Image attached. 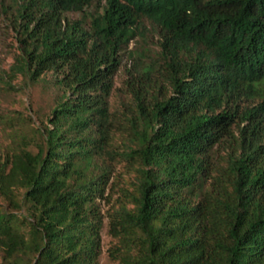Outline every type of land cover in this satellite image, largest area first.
<instances>
[{
	"label": "trees",
	"instance_id": "obj_1",
	"mask_svg": "<svg viewBox=\"0 0 264 264\" xmlns=\"http://www.w3.org/2000/svg\"><path fill=\"white\" fill-rule=\"evenodd\" d=\"M14 1L13 74L63 92L0 112L2 264H100L106 217L124 264H264V0Z\"/></svg>",
	"mask_w": 264,
	"mask_h": 264
},
{
	"label": "rangeland",
	"instance_id": "obj_2",
	"mask_svg": "<svg viewBox=\"0 0 264 264\" xmlns=\"http://www.w3.org/2000/svg\"><path fill=\"white\" fill-rule=\"evenodd\" d=\"M94 3H97L95 0ZM79 13L72 12L70 18L79 17ZM19 18L18 10L14 0H0V112L21 110L30 115L38 124L48 122L52 115V109L58 102L63 89L56 83V72L53 70L44 72L40 79L31 81L22 73L13 74L12 67L17 62V58L24 52L21 34L16 19ZM148 41L150 48L157 50L158 37L149 33ZM133 41L130 45L136 46ZM155 53V51H152ZM133 60L124 54L122 63L115 76V88L110 96L112 106L118 105L124 94L126 81L129 77L128 66L131 67ZM160 79L162 78L161 76ZM3 130L0 125V140L3 139ZM118 143L121 144V136L118 135ZM229 150L222 148L221 153L227 156ZM118 174L117 183L109 191L107 199L101 200L104 211L118 205L121 198V187L128 186V180L133 176L127 172L123 164L116 166ZM118 242L117 238L109 232L108 218L102 229V251L100 254V264H124L121 258L113 257L110 248ZM0 264L2 258L0 254Z\"/></svg>",
	"mask_w": 264,
	"mask_h": 264
}]
</instances>
